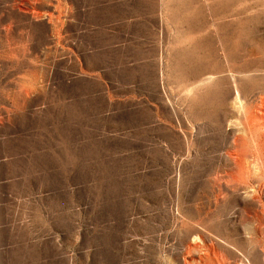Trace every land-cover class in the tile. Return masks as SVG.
<instances>
[{
  "label": "rangeland",
  "instance_id": "374dc122",
  "mask_svg": "<svg viewBox=\"0 0 264 264\" xmlns=\"http://www.w3.org/2000/svg\"><path fill=\"white\" fill-rule=\"evenodd\" d=\"M0 264H264V0H0Z\"/></svg>",
  "mask_w": 264,
  "mask_h": 264
}]
</instances>
